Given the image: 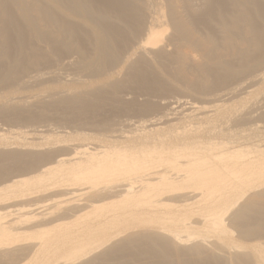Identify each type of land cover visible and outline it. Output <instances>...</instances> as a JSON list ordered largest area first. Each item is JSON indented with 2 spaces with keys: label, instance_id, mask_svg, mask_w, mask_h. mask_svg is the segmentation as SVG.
<instances>
[{
  "label": "bare ground",
  "instance_id": "obj_1",
  "mask_svg": "<svg viewBox=\"0 0 264 264\" xmlns=\"http://www.w3.org/2000/svg\"><path fill=\"white\" fill-rule=\"evenodd\" d=\"M0 118V264H264V0H0Z\"/></svg>",
  "mask_w": 264,
  "mask_h": 264
},
{
  "label": "rangeland",
  "instance_id": "obj_2",
  "mask_svg": "<svg viewBox=\"0 0 264 264\" xmlns=\"http://www.w3.org/2000/svg\"><path fill=\"white\" fill-rule=\"evenodd\" d=\"M37 89H39L38 86H34L33 88H30L28 89V91H33L35 92ZM27 91V90H26ZM171 101L174 100V98H170ZM173 99V100H172ZM164 101H170L169 99L167 100H164ZM28 126V127H27ZM3 127V128H2ZM37 129V130H41V131H44L45 130H48L49 128L51 130H54L58 127H60V124H58L57 121H55L54 119H47L45 121H42V122H35V123H16V124H9V123H5L4 121L1 120L0 118V128L6 130V129H17V128H22V129ZM32 127V128H31ZM50 130V131H51ZM57 130V129H56Z\"/></svg>",
  "mask_w": 264,
  "mask_h": 264
}]
</instances>
